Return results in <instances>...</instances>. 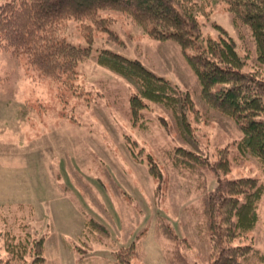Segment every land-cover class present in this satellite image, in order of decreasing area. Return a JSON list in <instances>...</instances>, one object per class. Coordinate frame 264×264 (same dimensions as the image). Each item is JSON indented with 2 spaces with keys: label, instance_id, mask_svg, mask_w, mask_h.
Masks as SVG:
<instances>
[{
  "label": "rangeland",
  "instance_id": "1",
  "mask_svg": "<svg viewBox=\"0 0 264 264\" xmlns=\"http://www.w3.org/2000/svg\"><path fill=\"white\" fill-rule=\"evenodd\" d=\"M8 1L0 0V6ZM197 1L212 12L209 20L202 19L205 34L218 37L215 25L223 27L247 56V71L260 69L264 77L249 31L241 36L225 3ZM102 15L115 20L111 29L120 39L96 34L93 54L79 64L72 87L45 78L25 57L0 49V228L6 224L24 236L33 230L21 226L30 224L47 235L45 264H115L113 253L135 242L131 264H170L176 245L165 237V225L190 240L191 247L181 249L189 263L205 264L210 249L202 214L206 192L222 178L264 182V166L235 151L233 143L242 137L238 125L203 101L201 85L176 43L151 39L121 12ZM79 30L71 21L65 35L70 43L87 46ZM102 50L140 60L189 91L202 111L201 118L190 115L197 142L185 143L174 128H163L160 120L172 125L173 118L160 106L146 111L147 129L134 128L129 110L136 89L98 64ZM126 136L137 142V148L131 145L141 160L129 152ZM176 146L212 162L219 148L230 147L232 170L223 176L207 168L176 169L167 155ZM150 162L162 171L161 179L151 174ZM259 212L260 224L245 243L264 251V198Z\"/></svg>",
  "mask_w": 264,
  "mask_h": 264
},
{
  "label": "trees",
  "instance_id": "2",
  "mask_svg": "<svg viewBox=\"0 0 264 264\" xmlns=\"http://www.w3.org/2000/svg\"><path fill=\"white\" fill-rule=\"evenodd\" d=\"M221 1L241 36L244 30L249 31L256 59L264 66V0ZM207 7L197 0H9L0 6V49L25 57L26 64L45 78L72 87L78 78L79 64L93 54L96 34L107 32L113 40L120 39L111 29L115 20L102 13L121 12L151 39L172 41L182 49L201 85L203 101L238 125L242 137L233 143L235 151L240 157L250 156L264 166V77L260 69L247 71V56L240 54L235 37L223 27L215 25L218 37L205 34L202 19L209 20L208 14L212 13ZM71 21L76 22L87 46L68 41L65 31ZM97 62L135 87L129 110L134 128L147 129L146 111L160 106L173 118L172 125L162 118L163 128H174L185 143L197 142L198 129L191 123L190 115L201 118L202 111L189 91H182L158 76L140 60L110 50L100 51ZM125 138L131 155L141 160L135 152L137 142ZM217 152L215 162L183 146L168 150L167 155L176 169L195 172L207 168L225 176L232 170L231 148H219ZM151 163V174L161 179L162 171ZM204 197L202 214L210 244L205 264H264V251L252 241L245 243L261 221L264 182L253 177L222 178ZM21 227L33 231L20 236L6 224L0 228V264H45L47 235L41 236L30 224ZM161 229L176 245L170 253V264H191L181 250L191 247L190 240L165 225ZM137 246L135 242L113 253L115 264H131Z\"/></svg>",
  "mask_w": 264,
  "mask_h": 264
}]
</instances>
